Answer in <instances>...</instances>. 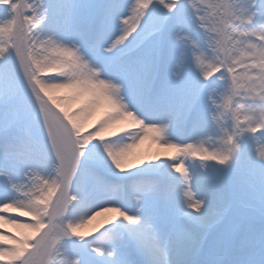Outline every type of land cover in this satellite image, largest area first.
<instances>
[{"label": "snow or ice", "instance_id": "obj_1", "mask_svg": "<svg viewBox=\"0 0 264 264\" xmlns=\"http://www.w3.org/2000/svg\"><path fill=\"white\" fill-rule=\"evenodd\" d=\"M0 264H264V0H0Z\"/></svg>", "mask_w": 264, "mask_h": 264}, {"label": "bare ground", "instance_id": "obj_2", "mask_svg": "<svg viewBox=\"0 0 264 264\" xmlns=\"http://www.w3.org/2000/svg\"><path fill=\"white\" fill-rule=\"evenodd\" d=\"M107 215H111V214H105V216H101V217H104L105 218ZM101 217H98V218H101ZM96 221H98V220H96Z\"/></svg>", "mask_w": 264, "mask_h": 264}, {"label": "rangeland", "instance_id": "obj_3", "mask_svg": "<svg viewBox=\"0 0 264 264\" xmlns=\"http://www.w3.org/2000/svg\"><path fill=\"white\" fill-rule=\"evenodd\" d=\"M162 155V154H161ZM103 221V220H102Z\"/></svg>", "mask_w": 264, "mask_h": 264}]
</instances>
